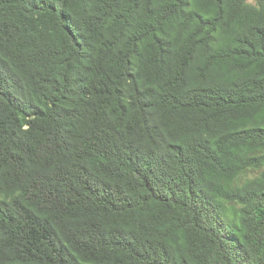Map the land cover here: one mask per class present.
Returning <instances> with one entry per match:
<instances>
[{"label": "trees", "instance_id": "16d2710c", "mask_svg": "<svg viewBox=\"0 0 264 264\" xmlns=\"http://www.w3.org/2000/svg\"><path fill=\"white\" fill-rule=\"evenodd\" d=\"M264 0H0V264H264Z\"/></svg>", "mask_w": 264, "mask_h": 264}, {"label": "rangeland", "instance_id": "374dc122", "mask_svg": "<svg viewBox=\"0 0 264 264\" xmlns=\"http://www.w3.org/2000/svg\"><path fill=\"white\" fill-rule=\"evenodd\" d=\"M264 172V168H262L261 170L259 171H255V172H251L248 174L249 177H256L258 176L260 173Z\"/></svg>", "mask_w": 264, "mask_h": 264}]
</instances>
